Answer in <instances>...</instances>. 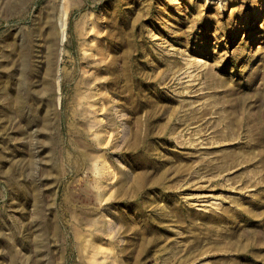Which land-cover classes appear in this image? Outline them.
<instances>
[{
	"label": "rangeland",
	"instance_id": "rangeland-1",
	"mask_svg": "<svg viewBox=\"0 0 264 264\" xmlns=\"http://www.w3.org/2000/svg\"><path fill=\"white\" fill-rule=\"evenodd\" d=\"M0 264H264V0H0Z\"/></svg>",
	"mask_w": 264,
	"mask_h": 264
},
{
	"label": "bare ground",
	"instance_id": "bare-ground-1",
	"mask_svg": "<svg viewBox=\"0 0 264 264\" xmlns=\"http://www.w3.org/2000/svg\"><path fill=\"white\" fill-rule=\"evenodd\" d=\"M235 34H237V32H235Z\"/></svg>",
	"mask_w": 264,
	"mask_h": 264
}]
</instances>
